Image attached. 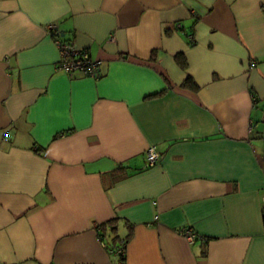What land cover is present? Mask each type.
I'll use <instances>...</instances> for the list:
<instances>
[{"label": "crops", "instance_id": "1", "mask_svg": "<svg viewBox=\"0 0 264 264\" xmlns=\"http://www.w3.org/2000/svg\"><path fill=\"white\" fill-rule=\"evenodd\" d=\"M262 209L264 0H0V264H264Z\"/></svg>", "mask_w": 264, "mask_h": 264}, {"label": "built area", "instance_id": "2", "mask_svg": "<svg viewBox=\"0 0 264 264\" xmlns=\"http://www.w3.org/2000/svg\"><path fill=\"white\" fill-rule=\"evenodd\" d=\"M180 27V26H178ZM49 36L58 52V62L56 69L71 75L77 72L84 73L92 79L101 77L100 62L91 58L88 50L78 48L72 40H64L59 36V30L55 24H50L46 27ZM192 40V36H189ZM148 166H153L159 161V154L154 148L147 149L145 153ZM190 243H193L197 235L190 230L180 232ZM114 257L118 264H124L125 249L121 247L114 251Z\"/></svg>", "mask_w": 264, "mask_h": 264}, {"label": "trees", "instance_id": "3", "mask_svg": "<svg viewBox=\"0 0 264 264\" xmlns=\"http://www.w3.org/2000/svg\"><path fill=\"white\" fill-rule=\"evenodd\" d=\"M59 36L62 39H64V40H72V39H65V38H63V34L61 32H59ZM176 61L179 64V66H180V68L182 70H185L186 69L187 64H186V61H185L183 55H177L176 56ZM182 87L183 88H186V89L193 90V91H196L198 89L197 85L195 84V82L192 80L191 77H186V79L184 80V82L182 84ZM262 217H264V209H262ZM110 228H111V230L112 229L115 230L114 222H112ZM200 239H202V238H200ZM116 241H118V242H116V245H112L111 246V248H112L111 251L114 252L116 249H118V248L120 249L121 247H123V249L126 248V245H127V242H128V239L127 238H122V239H119V240H116Z\"/></svg>", "mask_w": 264, "mask_h": 264}]
</instances>
